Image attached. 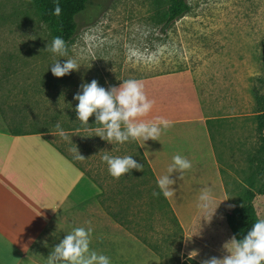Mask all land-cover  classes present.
I'll list each match as a JSON object with an SVG mask.
<instances>
[{"label":"crops","instance_id":"crops-1","mask_svg":"<svg viewBox=\"0 0 264 264\" xmlns=\"http://www.w3.org/2000/svg\"><path fill=\"white\" fill-rule=\"evenodd\" d=\"M131 78L139 80L154 101L151 111L137 119L163 116L173 122L158 140H132L154 182L167 173L173 155L185 156L192 164L182 176L172 173V195H157L160 207L148 213L151 220L163 219L171 228L159 240L152 226L139 232V199L126 195L127 180L139 176V170L119 178L108 174L100 157L112 154L113 143L95 135L99 123L61 128L66 138L56 127L15 134L0 108V264H47L54 245L77 226L92 227L90 249L110 256L112 264H168L163 253L176 243L180 264L189 259L201 264L227 254L223 245L234 234L226 214L234 207L227 206L219 151L229 161L241 125L249 127L255 111L241 114L239 94L234 97L232 91L224 99L201 70ZM205 188L212 194V210L217 207L208 222L197 207ZM193 251L196 255L189 258Z\"/></svg>","mask_w":264,"mask_h":264},{"label":"rangeland","instance_id":"rangeland-1","mask_svg":"<svg viewBox=\"0 0 264 264\" xmlns=\"http://www.w3.org/2000/svg\"><path fill=\"white\" fill-rule=\"evenodd\" d=\"M188 1L191 11L166 23L170 0H91L76 16L77 33L60 57L45 48L51 29L41 21L35 0H0V108L9 127L29 132L54 129L57 123L76 126L81 122L73 95L82 82L95 78L108 88L127 78L185 68L201 70L224 99L232 91L234 97L239 94L241 114L256 111L253 90L264 94V0ZM67 58L79 69L62 77L47 69ZM239 133L229 161L219 151L229 209L245 201L252 183L256 189L264 184L256 170L264 154L256 113ZM111 148V155H133L143 165L139 176L127 180L126 195L139 199V232L152 226L159 240L171 225L148 217L160 207L153 195L156 183L131 139ZM254 204L264 217V194L257 193ZM163 254L168 264H180L177 243Z\"/></svg>","mask_w":264,"mask_h":264},{"label":"clouds","instance_id":"clouds-1","mask_svg":"<svg viewBox=\"0 0 264 264\" xmlns=\"http://www.w3.org/2000/svg\"><path fill=\"white\" fill-rule=\"evenodd\" d=\"M52 11L54 15L59 16L61 12L59 0H55ZM45 48L54 55L65 56L66 44L61 36L53 37ZM79 66L73 59L67 58L63 63L60 59L55 60L47 69L50 68L54 76L62 77L73 70H78ZM121 81L118 86L110 85L108 88L100 85L95 78L90 82H82L79 90L73 95V99L77 101L74 106L76 119L87 124L89 117L94 116L95 123L98 122L102 126L96 130L95 135L111 144L124 143L130 139H143L145 142L149 139L158 140L162 129L169 128L173 122L163 116H156L151 120L137 119L151 111L154 101L146 97L144 85L139 80L129 78ZM56 128L59 135L66 138L59 123ZM76 151V158H81L78 149ZM100 159L106 163L108 174L114 178H119L133 169L143 168L133 155L113 156L105 152ZM191 166V161L187 157L173 155L167 173L157 176L156 186L159 192L154 190L153 195H163L165 198L172 195V185L176 182L172 178V173L177 172L182 176L183 171L190 169ZM212 205V194L205 188L198 197L197 207L203 210L202 217L206 222L210 221L216 212L217 207L213 211ZM92 232L90 226L87 228L77 226L65 232L66 235L54 245L47 256V264H112L110 256L90 249ZM223 248L227 254L205 258L201 260V264H264V217L258 215L241 238L233 235ZM195 255L194 251L190 252L189 258Z\"/></svg>","mask_w":264,"mask_h":264},{"label":"trees","instance_id":"trees-1","mask_svg":"<svg viewBox=\"0 0 264 264\" xmlns=\"http://www.w3.org/2000/svg\"><path fill=\"white\" fill-rule=\"evenodd\" d=\"M35 2L41 21L51 29L52 38L61 36L65 44L68 45L77 33L76 16L86 9L91 0H59L61 8L59 16L54 15L52 11L55 7V0H35ZM191 8L188 0H170L166 12V23H172L185 16L191 11ZM253 93L256 98L257 129L261 132L264 140V94H261L258 90H253ZM10 129L15 134L24 132L20 128L10 127ZM262 145L264 148V143ZM256 170L264 179V154ZM254 187V183H252V187L245 193V201L235 205L226 214L227 223L238 239L246 233L258 216L254 199L257 193L264 194V184L258 189ZM183 264L188 263L184 262Z\"/></svg>","mask_w":264,"mask_h":264}]
</instances>
